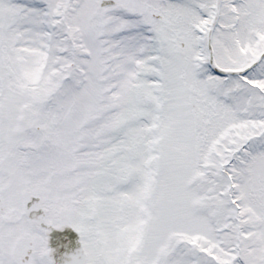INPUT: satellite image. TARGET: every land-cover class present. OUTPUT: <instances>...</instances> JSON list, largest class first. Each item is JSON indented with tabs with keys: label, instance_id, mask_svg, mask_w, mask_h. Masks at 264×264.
Masks as SVG:
<instances>
[{
	"label": "snow or ice",
	"instance_id": "6c2138e0",
	"mask_svg": "<svg viewBox=\"0 0 264 264\" xmlns=\"http://www.w3.org/2000/svg\"><path fill=\"white\" fill-rule=\"evenodd\" d=\"M0 264H264V0H0Z\"/></svg>",
	"mask_w": 264,
	"mask_h": 264
}]
</instances>
